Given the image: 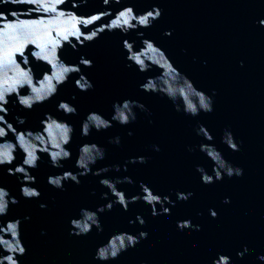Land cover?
I'll use <instances>...</instances> for the list:
<instances>
[{
  "label": "water",
  "instance_id": "95a60500",
  "mask_svg": "<svg viewBox=\"0 0 264 264\" xmlns=\"http://www.w3.org/2000/svg\"><path fill=\"white\" fill-rule=\"evenodd\" d=\"M206 45L264 80V0H145Z\"/></svg>",
  "mask_w": 264,
  "mask_h": 264
}]
</instances>
